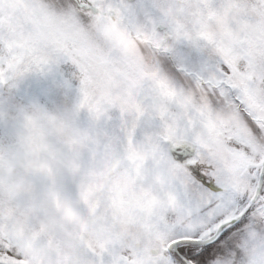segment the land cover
<instances>
[{
    "label": "snow or ice",
    "instance_id": "6c2138e0",
    "mask_svg": "<svg viewBox=\"0 0 264 264\" xmlns=\"http://www.w3.org/2000/svg\"><path fill=\"white\" fill-rule=\"evenodd\" d=\"M34 77L75 130L0 101V264H264V0H0Z\"/></svg>",
    "mask_w": 264,
    "mask_h": 264
},
{
    "label": "rangeland",
    "instance_id": "374dc122",
    "mask_svg": "<svg viewBox=\"0 0 264 264\" xmlns=\"http://www.w3.org/2000/svg\"><path fill=\"white\" fill-rule=\"evenodd\" d=\"M61 71L65 78L72 79L74 69L70 64L63 65ZM72 83L73 90L68 91L65 96L64 89L49 92L53 85L51 78L44 80L34 77L21 85L19 90H9L7 86L0 88V101L10 105L23 104V111L42 127L46 136L51 139H66L75 130L71 103L76 99V81L73 80ZM81 119L86 120V116L82 115ZM18 143L19 141L11 143L5 140L0 148L6 155L14 154L18 150ZM20 175L19 165L16 164L11 170L10 178Z\"/></svg>",
    "mask_w": 264,
    "mask_h": 264
}]
</instances>
